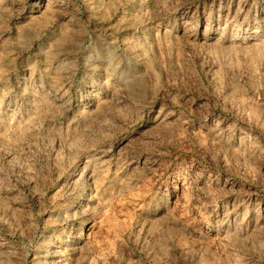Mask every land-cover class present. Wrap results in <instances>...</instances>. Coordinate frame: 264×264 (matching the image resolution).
<instances>
[{"label": "rangeland", "instance_id": "374dc122", "mask_svg": "<svg viewBox=\"0 0 264 264\" xmlns=\"http://www.w3.org/2000/svg\"><path fill=\"white\" fill-rule=\"evenodd\" d=\"M0 264H264V0H0Z\"/></svg>", "mask_w": 264, "mask_h": 264}]
</instances>
